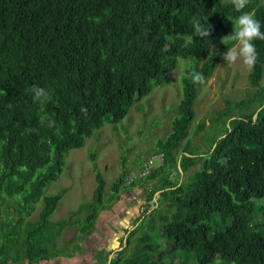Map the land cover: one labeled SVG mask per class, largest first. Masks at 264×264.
<instances>
[{"label": "trees", "instance_id": "1", "mask_svg": "<svg viewBox=\"0 0 264 264\" xmlns=\"http://www.w3.org/2000/svg\"><path fill=\"white\" fill-rule=\"evenodd\" d=\"M245 12L254 15L264 32L260 0H248L241 12L230 0H0V200L12 199L18 206L0 222V264L50 259L67 221L51 225L49 217L64 192L44 197L37 222L23 225L24 218L35 211L44 188L58 180L67 153L82 148L107 116L123 117L163 84L180 58L205 60L181 80L172 132L156 144L164 162L125 188L159 181L157 190L172 208L168 215L158 214L163 242L144 234L130 257L104 264H173L177 257L181 264H213L217 258L220 264H264V221L254 225L257 213L264 218V88L235 104L240 110L254 103L257 107L229 117L226 132L205 155L193 156L188 146L177 153L195 119L200 84L192 82L190 73H202L205 81L212 77L223 54L235 45L221 43L222 38L232 34ZM194 16L202 24L207 20L209 36L195 35ZM253 43L258 60L248 81L256 88L264 73V40ZM33 85L47 89L51 100L34 101ZM231 110L226 102L219 116ZM42 118L54 119L55 127L42 124ZM196 165L189 181L170 180L173 171L184 175ZM96 181L93 203L84 208L88 215L79 223L80 241L105 205L99 173ZM118 187L114 184V192ZM137 223L120 242L123 251L139 229Z\"/></svg>", "mask_w": 264, "mask_h": 264}, {"label": "rangeland", "instance_id": "2", "mask_svg": "<svg viewBox=\"0 0 264 264\" xmlns=\"http://www.w3.org/2000/svg\"><path fill=\"white\" fill-rule=\"evenodd\" d=\"M260 4L264 7V0H260ZM204 60L178 59L175 71L167 75L163 84L154 87L149 95L135 102L123 117L120 114L107 116L104 126L94 131L82 148L72 149L67 153L58 180L44 188L35 211L22 222L23 225L37 222L43 208L44 197L64 192L55 212L49 217V222L56 225L66 220L67 224L55 241L50 259L39 264H104L106 260L130 257L139 244L138 238L144 234L150 235L155 243L163 242L158 214L168 215L172 208L157 190L159 181H146L142 186L125 188L131 182L140 183L160 168L157 167L140 177L141 168L148 159L160 154L156 150L157 142L172 132V121L177 115V107L182 96V78L187 76L192 67L199 68ZM249 72L250 69L240 60L234 64H227L223 57L221 58L212 77L198 87L195 119L187 139L181 143L177 153L188 146L193 156L205 155L214 141L226 132L231 120L229 117L256 109L257 103L243 110L235 108L237 102L252 99L261 88H264V73L259 86L253 88L248 81ZM226 102L231 104V113L220 117L219 113L225 108ZM198 169L199 165H196L180 176L173 171L170 180L176 182L180 178L187 182ZM96 173L105 181L102 198L105 205L95 226L88 231L85 240L80 241L79 223L88 215L84 208L93 203L97 187ZM114 184L119 185L116 192ZM153 192L156 193L151 198ZM108 200L112 201L107 203ZM142 206L143 212L139 213ZM17 207L15 200H0V222L13 216ZM140 217L142 218L137 223ZM263 221L264 218L257 213L254 225ZM136 223L140 227L130 237L127 249L122 250V254L119 251L113 252L112 250L121 246L120 243L111 242L115 236V229L123 228L127 224L133 230ZM125 235L127 234L124 231L120 232L119 241H122ZM216 261L219 259L217 258L213 264H216ZM164 264L170 262L166 261ZM173 264H181L180 258L177 257Z\"/></svg>", "mask_w": 264, "mask_h": 264}, {"label": "clouds", "instance_id": "3", "mask_svg": "<svg viewBox=\"0 0 264 264\" xmlns=\"http://www.w3.org/2000/svg\"><path fill=\"white\" fill-rule=\"evenodd\" d=\"M230 3L237 12H241L247 6L248 0H230ZM206 21L202 24L199 18L195 16L192 18V26L196 36L201 38L209 36L210 29L207 27ZM254 40H264L261 23L251 12L242 13L235 21L233 34L223 37L221 40L223 44H225V41L235 42V45L228 48L227 52L223 54V59L227 64H234L237 60H240L246 68H254L258 60V52L253 43ZM190 76L194 84H203L205 82V77L200 72L193 71ZM30 92L34 101L43 104L51 100L49 91L43 87L33 85ZM80 111L86 113L87 110L81 107ZM41 123L48 128H53L56 125L54 119L42 118ZM30 131H36V129H31ZM216 264H220V261H216Z\"/></svg>", "mask_w": 264, "mask_h": 264}, {"label": "built area", "instance_id": "4", "mask_svg": "<svg viewBox=\"0 0 264 264\" xmlns=\"http://www.w3.org/2000/svg\"><path fill=\"white\" fill-rule=\"evenodd\" d=\"M164 162L163 154H157L154 156H151L147 163L144 164V166L141 168L140 177L145 176L150 171L156 169L157 167H161Z\"/></svg>", "mask_w": 264, "mask_h": 264}, {"label": "flooded vegetation", "instance_id": "5", "mask_svg": "<svg viewBox=\"0 0 264 264\" xmlns=\"http://www.w3.org/2000/svg\"><path fill=\"white\" fill-rule=\"evenodd\" d=\"M140 204H141V203H140ZM142 207H143V206H142ZM142 207H141V209L139 210V213H140V211H142ZM127 213H128V212H127ZM131 230H132V228L128 227L127 224L124 225L123 228L118 227L117 229H115V236L111 239V242H112V243L119 244V243L121 242V241H119V233L122 232V231H124V232L128 235V233H130ZM127 235H125L124 238H125ZM124 238H123L122 240H124ZM122 250H123V247L118 246L115 250H112V251H113V252H115V251L118 252V251H122Z\"/></svg>", "mask_w": 264, "mask_h": 264}]
</instances>
